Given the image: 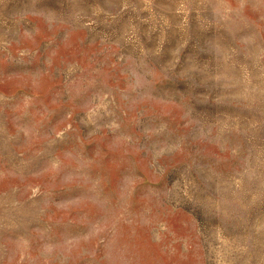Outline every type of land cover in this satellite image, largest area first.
<instances>
[{"label":"rangeland","instance_id":"1","mask_svg":"<svg viewBox=\"0 0 264 264\" xmlns=\"http://www.w3.org/2000/svg\"><path fill=\"white\" fill-rule=\"evenodd\" d=\"M0 264H264V0H0Z\"/></svg>","mask_w":264,"mask_h":264}]
</instances>
